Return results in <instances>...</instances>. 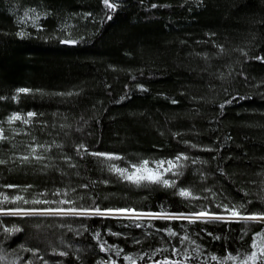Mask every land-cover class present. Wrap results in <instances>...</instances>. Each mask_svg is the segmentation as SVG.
<instances>
[{
    "label": "trees",
    "instance_id": "trees-1",
    "mask_svg": "<svg viewBox=\"0 0 264 264\" xmlns=\"http://www.w3.org/2000/svg\"><path fill=\"white\" fill-rule=\"evenodd\" d=\"M115 2L119 7L107 20L102 0H0V97L5 98L0 100V122L12 112L37 113L27 125L20 121L0 125L9 137L0 141V159L6 161L0 164V185H31L28 192L19 193L28 199L47 192L49 200L83 196L78 204L88 206L95 200L101 209L135 207L157 212L165 206L171 212H187L195 210L194 205L173 195V190L123 182L96 158L81 159L75 146L84 143L89 151L116 153L133 162L185 152L203 163L189 162L178 186L190 187L201 196L207 195L205 188H211L224 203H244L249 212L264 210V62L255 58L264 56V0ZM32 9L40 14L39 27L25 17L26 12L33 17ZM22 30L27 33L24 38L17 35ZM69 38L78 43H61ZM19 88L32 92L20 94L15 102L12 97ZM229 100L232 103L227 104ZM186 141L198 147L191 148ZM30 144L53 147L43 153V161L22 162L18 157L29 154ZM65 156L72 157L77 167H70ZM115 163L125 166L124 161ZM83 184L89 187H80ZM73 188L76 191L68 197L52 195L57 189ZM0 192L11 196L18 189L0 187ZM0 220L23 229L9 236L0 227V264H27L28 260L43 264L21 245L39 249L49 264L110 260L129 264L125 255H142L159 247L169 251L155 260L179 259L171 249L185 247L179 237L127 227L129 221L123 219ZM152 223L155 228L171 226L184 234L180 222ZM186 227L203 249L200 261L189 264H200L210 254L251 251L252 234L264 225L248 224L243 239L245 225L240 223ZM105 241L123 249L121 255L101 252L99 243ZM53 250L66 251L68 256H54ZM137 264H153V260L145 257Z\"/></svg>",
    "mask_w": 264,
    "mask_h": 264
},
{
    "label": "snow or ice",
    "instance_id": "snow-or-ice-1",
    "mask_svg": "<svg viewBox=\"0 0 264 264\" xmlns=\"http://www.w3.org/2000/svg\"><path fill=\"white\" fill-rule=\"evenodd\" d=\"M102 3L107 9L106 18L111 20L112 13H114L118 7L119 3L115 0H102ZM156 7V5H152ZM33 13V17H29V14L26 12L25 17L31 20L33 27H39L40 14L36 13L34 9L30 10ZM88 15H91L89 13ZM26 20L20 21V23H26ZM20 38H24L27 33L25 31H20L17 34ZM63 44H76L77 40L74 39H64L61 40ZM245 55H247L245 53ZM256 59L264 62V56H257ZM135 79V77H133ZM142 90L143 89L141 86ZM31 89L28 88H19L16 90V94L12 97V100L18 102L20 94H30ZM59 95H64V93H59ZM72 95V93H68ZM5 99L0 97V100ZM233 100L237 97H233ZM176 103V101H173ZM227 104L232 103V100L226 101ZM221 108H224L225 105L221 104ZM37 113L33 111H28L26 114L22 115L19 112H12L7 116L6 121L0 122L7 123L9 126L14 124L17 121L27 125L32 122V118L36 117ZM5 128L0 126V141H7L9 137L5 135ZM14 134H19L17 130H12ZM35 140V138H33ZM191 148H197L195 144H190L185 142ZM57 148L62 147L61 145H54ZM15 147V145H13ZM30 152L27 155L18 157L22 162H31L32 159L36 161H43L46 159V156L43 153L51 151L53 145L48 144H30L28 145ZM42 150V152H39ZM204 151H212L211 148L202 149ZM76 155L81 159L85 155L94 157L98 160L99 163L106 166V170L109 173L115 175L118 179L123 182H126L130 185H133L137 188L140 187H160L163 189L173 190V195L180 197L182 200L187 201L189 205H194L195 210H190L187 212L177 211L171 212L167 207L161 206L160 211H142L138 210L135 207H107L101 209L99 205L93 200L91 205L85 206L77 203V200L84 199L83 196H77L76 199H47V192L37 193L31 199L25 198L24 195L19 194L20 192H28L31 185L21 187L15 184H5L0 185V187L8 189H18L17 194L9 196L5 192H0V217H13L20 219L34 218V217H62V218H79V219H89V218H102V219H123L128 220L129 224L127 227L135 228H146L154 229L155 233H163L168 237H179V242L181 245H184V250L181 251V248L173 247L171 249L172 256H180L179 259H169L165 257L163 260H155V256L159 255L161 252H168L169 249L166 247L153 248L151 252H144L142 255L138 254L125 255L123 258L126 261H129V264H137V260H144L147 257L150 260H153V264H189L190 261L196 260L200 261V257L203 255V249L201 245L197 244L194 239L188 234L186 225H194L197 223L201 224H216L222 223L225 225H230L232 223L244 224L245 227L242 230L241 239L243 236L248 234L249 229L247 228L248 224H258L264 225V210H256L249 212L246 204L244 203H224L217 199V194L212 191L211 188H205L204 192L207 195H197L195 194L190 187L178 186L179 179L184 175V169L188 166L189 162L191 164L203 163L198 158L190 157L185 152L177 153L171 158H141L135 162L127 160L125 157L116 154V153H107L99 151H89L87 145L80 143L75 146ZM65 161L69 163L70 167H77L76 164L71 163L72 157L65 156ZM116 161H124L125 166L121 167L119 164L115 163ZM6 161L0 159V164H5ZM202 179L206 177L202 176ZM95 183V182H94ZM102 183L107 184L108 181L104 180ZM80 187L87 189L88 184L80 185ZM76 189L73 188L55 190L53 196H70L71 192H75ZM247 195V193H245ZM44 197V198H41ZM208 201L209 203L195 204L196 201ZM247 203H251L248 201ZM210 204L212 205L210 207ZM7 205H13L12 207H7ZM24 205H33V207H24ZM35 205H49L48 207H34ZM51 205H55L54 207ZM214 209H220V211H215ZM155 220L168 221L171 222H180L181 229L184 234L181 236L179 232L174 230L171 226L165 228H155L152 223ZM0 227H2L3 232L9 236L15 235L23 231L19 226L13 225L8 227L3 224V221L0 220ZM69 230L71 227L69 226ZM110 231V230H109ZM201 232L206 233L208 236L212 237L214 240H219L220 237L214 235L212 232H208L207 229H201ZM113 236H120L121 233L110 232ZM152 232H146L145 235L151 236ZM96 239L100 240V233L97 232ZM163 236L160 237L163 240ZM135 243H141L140 240H136ZM107 245V246H106ZM188 246H192V250H188ZM251 251L246 253H237L233 254L228 252L226 256H217L215 254H210L206 259L202 260L200 264H209V261H216L217 264H264V227H261L259 231L252 234L251 242L249 244ZM21 249L27 252H32L34 256H38L40 260L43 261V264H49L48 260H45L43 256L39 255V249L25 248L21 245ZM99 249L101 252L108 253L114 252V254L119 257L123 249L118 245H110L107 242L99 243ZM54 256L67 257L68 252L66 251H56L53 250L52 253ZM27 264H34V261L28 260ZM54 264H61V262L56 261ZM102 264H117L116 260L103 261Z\"/></svg>",
    "mask_w": 264,
    "mask_h": 264
}]
</instances>
